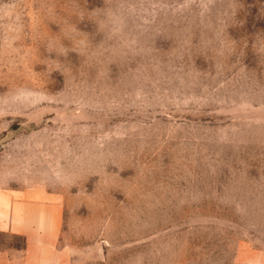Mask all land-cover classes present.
<instances>
[{
  "label": "rangeland",
  "instance_id": "obj_1",
  "mask_svg": "<svg viewBox=\"0 0 264 264\" xmlns=\"http://www.w3.org/2000/svg\"><path fill=\"white\" fill-rule=\"evenodd\" d=\"M0 264H264V0H0Z\"/></svg>",
  "mask_w": 264,
  "mask_h": 264
}]
</instances>
